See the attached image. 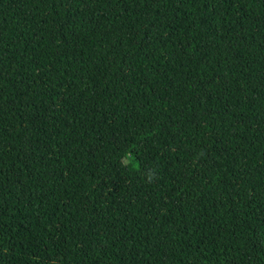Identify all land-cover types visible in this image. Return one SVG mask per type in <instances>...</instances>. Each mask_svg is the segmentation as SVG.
Returning a JSON list of instances; mask_svg holds the SVG:
<instances>
[{"label":"trees","instance_id":"obj_1","mask_svg":"<svg viewBox=\"0 0 264 264\" xmlns=\"http://www.w3.org/2000/svg\"><path fill=\"white\" fill-rule=\"evenodd\" d=\"M0 264H264V0H0Z\"/></svg>","mask_w":264,"mask_h":264}]
</instances>
